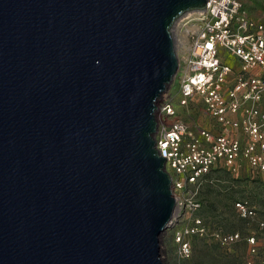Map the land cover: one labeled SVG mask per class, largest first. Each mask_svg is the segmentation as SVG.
<instances>
[{
  "label": "water",
  "instance_id": "1",
  "mask_svg": "<svg viewBox=\"0 0 264 264\" xmlns=\"http://www.w3.org/2000/svg\"><path fill=\"white\" fill-rule=\"evenodd\" d=\"M206 0H0V264H164L156 101Z\"/></svg>",
  "mask_w": 264,
  "mask_h": 264
},
{
  "label": "built area",
  "instance_id": "2",
  "mask_svg": "<svg viewBox=\"0 0 264 264\" xmlns=\"http://www.w3.org/2000/svg\"><path fill=\"white\" fill-rule=\"evenodd\" d=\"M176 22V26L174 24ZM173 22L177 42V103L180 108L201 103L211 128H191L177 117L176 104L166 94L156 105L155 150L165 159L175 201L166 227L176 258L191 255L189 239L207 230L195 214L198 193L212 170L237 174L244 165L264 180V8L254 18L240 0H206ZM223 50L232 63L219 57ZM238 216L264 231L248 199L234 204ZM264 235V233H263ZM220 245L237 242L238 232L214 233ZM245 241L255 253L254 237ZM245 264H253L246 260Z\"/></svg>",
  "mask_w": 264,
  "mask_h": 264
},
{
  "label": "rangeland",
  "instance_id": "3",
  "mask_svg": "<svg viewBox=\"0 0 264 264\" xmlns=\"http://www.w3.org/2000/svg\"><path fill=\"white\" fill-rule=\"evenodd\" d=\"M240 1L254 18L264 8L263 0ZM219 57L222 61L233 64L223 50H219ZM177 85V78L174 75L167 90L162 94L171 97L174 104L177 103ZM161 96L156 104L161 101ZM176 107L177 117L183 119L189 127L216 129L204 114L201 103L190 104L188 108H180L176 104ZM202 182L197 197L201 207L195 214L202 219L207 234L189 239L191 255L188 259L182 260L174 255L176 247L171 240L172 231L164 228L159 239L162 262L164 264H245L246 260H251L253 264H264V231L256 228L254 223L249 224L240 218L234 209V204L240 199H248L255 207L256 218L264 221L263 176L249 169L247 165H244L237 174H231L224 168L218 167L207 174ZM230 228L241 234L240 239L233 244L220 245L213 234L230 233ZM248 236L254 237L255 253L250 251L245 241Z\"/></svg>",
  "mask_w": 264,
  "mask_h": 264
},
{
  "label": "bare ground",
  "instance_id": "4",
  "mask_svg": "<svg viewBox=\"0 0 264 264\" xmlns=\"http://www.w3.org/2000/svg\"><path fill=\"white\" fill-rule=\"evenodd\" d=\"M191 11V10H190ZM186 12H188V11H186ZM186 14V13H185ZM174 24H175V26H176V22H174ZM171 37H172V40H173V42H174V51H175V55H176V51H177V42H178V40H176V38H175V34L173 35V32H171Z\"/></svg>",
  "mask_w": 264,
  "mask_h": 264
},
{
  "label": "trees",
  "instance_id": "5",
  "mask_svg": "<svg viewBox=\"0 0 264 264\" xmlns=\"http://www.w3.org/2000/svg\"><path fill=\"white\" fill-rule=\"evenodd\" d=\"M235 229L230 228V232H234Z\"/></svg>",
  "mask_w": 264,
  "mask_h": 264
},
{
  "label": "crops",
  "instance_id": "6",
  "mask_svg": "<svg viewBox=\"0 0 264 264\" xmlns=\"http://www.w3.org/2000/svg\"><path fill=\"white\" fill-rule=\"evenodd\" d=\"M264 1V0H263ZM250 14V13H249Z\"/></svg>",
  "mask_w": 264,
  "mask_h": 264
}]
</instances>
